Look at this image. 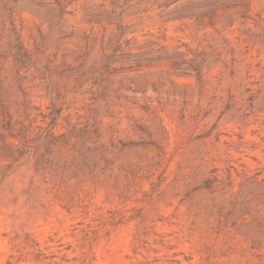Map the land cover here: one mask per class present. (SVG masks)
I'll list each match as a JSON object with an SVG mask.
<instances>
[{"label":"rangeland","instance_id":"1","mask_svg":"<svg viewBox=\"0 0 264 264\" xmlns=\"http://www.w3.org/2000/svg\"><path fill=\"white\" fill-rule=\"evenodd\" d=\"M0 264H264V0H0Z\"/></svg>","mask_w":264,"mask_h":264}]
</instances>
